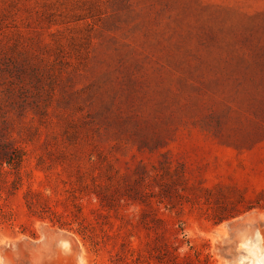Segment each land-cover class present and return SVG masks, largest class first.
I'll return each mask as SVG.
<instances>
[{
    "label": "rangeland",
    "instance_id": "1",
    "mask_svg": "<svg viewBox=\"0 0 264 264\" xmlns=\"http://www.w3.org/2000/svg\"><path fill=\"white\" fill-rule=\"evenodd\" d=\"M0 264H264V0H0Z\"/></svg>",
    "mask_w": 264,
    "mask_h": 264
},
{
    "label": "water",
    "instance_id": "2",
    "mask_svg": "<svg viewBox=\"0 0 264 264\" xmlns=\"http://www.w3.org/2000/svg\"><path fill=\"white\" fill-rule=\"evenodd\" d=\"M57 238H58V239H62V238H64V237L61 236V235H57Z\"/></svg>",
    "mask_w": 264,
    "mask_h": 264
}]
</instances>
